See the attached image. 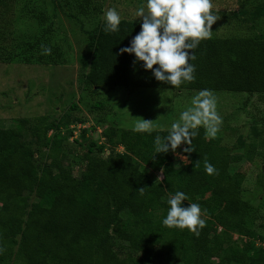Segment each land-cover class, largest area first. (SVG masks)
Listing matches in <instances>:
<instances>
[{"label": "trees", "instance_id": "16d2710c", "mask_svg": "<svg viewBox=\"0 0 264 264\" xmlns=\"http://www.w3.org/2000/svg\"><path fill=\"white\" fill-rule=\"evenodd\" d=\"M76 8L77 14L65 13L68 19L96 18L98 13L89 0ZM241 14L257 29L264 3ZM141 22L122 19L118 31L105 32L101 21L84 31L91 50L90 63L82 65L86 89H208L247 95L243 106L251 97L264 106V30L201 40L191 61L194 81L172 87L156 81L142 62L134 63L133 55L118 54ZM0 58L9 62L1 47ZM83 122L67 115L63 122L22 118L12 128L0 127V264H264V246L256 245L259 238L249 228L251 206L242 199L246 175L230 170L232 164L256 157L264 164L263 119L253 123L248 142L240 137L234 149L210 140L199 127L191 141L193 152L184 153L190 161L186 168L175 165L173 151L154 150L155 137L163 138L169 130L109 127L102 133L104 144L90 142L81 156L70 159L75 128L67 136L55 132ZM83 139H74L75 147H82ZM105 146L109 153L103 158ZM44 150L47 158L37 166L36 156ZM205 158L216 169L213 175L204 170ZM151 171L161 172L162 179H153ZM260 177L259 189L264 190V174ZM142 188L143 193L137 191ZM176 191L189 197L182 202L185 207L193 202L201 206L205 224L198 234L162 225L167 200ZM233 235L250 240L238 243Z\"/></svg>", "mask_w": 264, "mask_h": 264}, {"label": "rangeland", "instance_id": "374dc122", "mask_svg": "<svg viewBox=\"0 0 264 264\" xmlns=\"http://www.w3.org/2000/svg\"><path fill=\"white\" fill-rule=\"evenodd\" d=\"M89 1L98 8V13L93 14L96 18L82 15L77 16L78 19L66 17V12L77 14L76 6L83 0H5V4L0 5L1 54L2 57H9V62L0 58V127L12 128L22 118L43 117L51 123L63 122L67 115L70 121L82 119L83 123H72L73 126L61 127L55 132L58 137L67 136L70 129L77 126L73 137L69 138L72 145L69 147L72 151L70 159L77 154L81 156L90 142L104 144L102 133L109 127L135 130L138 121L133 118L151 121L150 130H169L170 125L179 120L180 113L191 106L192 97L199 92L145 88L92 92L86 89L81 78L84 73L82 65L90 63L91 50L84 31L104 21V12L109 8L116 9L121 20L142 21L135 15L136 9L142 5L147 12L146 0ZM211 3V11L218 18L212 25V35L248 36L264 30V19L257 29H253L241 14L244 10L250 11L262 5L264 0H211ZM233 14L239 18L233 19ZM222 15H227L228 19ZM35 43L38 45L36 50H29ZM43 47L49 48L50 54H43ZM212 93L216 98V111L221 124L217 134L214 137L207 135L208 138L217 139L221 145L231 149L235 148L240 137L248 142L253 123L264 120V106L255 97H251L249 103L243 106L247 95ZM73 105L77 109L74 110ZM257 129L261 130V126H257ZM52 134L50 132L48 135ZM80 136L84 137L83 146L75 147L73 141ZM105 147V153L101 154L103 158L109 153V147ZM183 147L185 145L173 152L174 163L180 168H186L190 162L188 158H182ZM116 150L123 151L121 147ZM234 152L241 153L240 150ZM46 155L45 150L37 154V166L46 160ZM230 170L246 175L242 199L251 206L249 228L259 238L256 245L264 246V190L259 189L264 164L256 157L251 163L242 160L232 164ZM151 174L155 180L162 179L161 172L151 171ZM202 217L205 214L202 213ZM233 240L241 243L250 239L233 235Z\"/></svg>", "mask_w": 264, "mask_h": 264}, {"label": "clouds", "instance_id": "9594fccd", "mask_svg": "<svg viewBox=\"0 0 264 264\" xmlns=\"http://www.w3.org/2000/svg\"><path fill=\"white\" fill-rule=\"evenodd\" d=\"M146 8L142 5L135 11L142 18L140 31L132 37L127 47H122L118 54L133 55L136 62H142L144 70H151L156 81L172 87L195 79L194 50L201 40L210 38L212 25L217 16L212 13L211 0H146ZM105 32H116L121 22L118 11L109 8L104 12ZM50 49L43 47V54H50ZM156 65L157 67H153ZM138 122L135 130L145 132L150 130L152 122L141 118H133ZM221 118L216 111L215 95L208 89L200 90L191 99V106L182 111L179 120L170 125L166 136L154 139V150L157 154L175 152L185 145L182 152L190 154L192 138L197 135V129L203 127L206 134L214 137L219 131ZM187 160V156H183ZM204 170L208 175L216 172L214 166L204 160ZM143 189L137 191L143 193ZM189 197L182 191L170 195L166 216L162 225L166 227L187 228L198 234L197 229L203 228L201 206L198 203L185 202ZM3 249L0 248V253Z\"/></svg>", "mask_w": 264, "mask_h": 264}, {"label": "built area", "instance_id": "2783aa9c", "mask_svg": "<svg viewBox=\"0 0 264 264\" xmlns=\"http://www.w3.org/2000/svg\"><path fill=\"white\" fill-rule=\"evenodd\" d=\"M77 127H75V130H76ZM73 137V136H72Z\"/></svg>", "mask_w": 264, "mask_h": 264}]
</instances>
